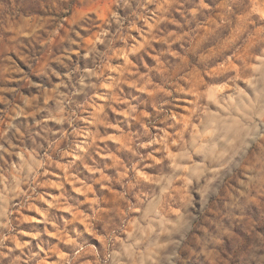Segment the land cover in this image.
I'll return each mask as SVG.
<instances>
[{
    "label": "clouds",
    "instance_id": "9594fccd",
    "mask_svg": "<svg viewBox=\"0 0 264 264\" xmlns=\"http://www.w3.org/2000/svg\"><path fill=\"white\" fill-rule=\"evenodd\" d=\"M36 3L0 4V264H108L116 245L157 264L133 235L169 234L221 179L216 214L246 233L209 218L184 249L260 264L239 202L264 209V0ZM214 153L240 167H209Z\"/></svg>",
    "mask_w": 264,
    "mask_h": 264
},
{
    "label": "rangeland",
    "instance_id": "374dc122",
    "mask_svg": "<svg viewBox=\"0 0 264 264\" xmlns=\"http://www.w3.org/2000/svg\"><path fill=\"white\" fill-rule=\"evenodd\" d=\"M0 4H3L4 7L6 9L8 8L10 11H15V14L17 15H24L32 11H38V4L36 3V0H0ZM209 94L213 95L214 92L210 90ZM261 131H264V127L261 128ZM217 151L219 152V149ZM206 162L209 167L221 164L229 171L240 167V161L234 159L232 155L221 157L217 153H214L207 157ZM222 184L223 179L211 185H198L196 190L200 192V198L196 201V203L199 204V208L191 207L190 204H179V206L184 210V221L177 228H170L169 234L159 237H141L139 234H134L132 240L129 242L134 243V246L140 251H144L149 248L153 249L154 259L157 261V264H200L201 261H203L204 264H211V261L207 257L203 256V254L201 257L196 258L184 249L185 242L189 239V234L192 228H194L199 222H206L207 219L210 218L215 220L222 228L235 226V230L241 234H245L247 229L245 224L230 221L228 218L221 221L220 216L216 214V200L210 197L220 190ZM81 198L83 199V197ZM83 210L84 207L82 206L81 211ZM239 210L251 212L253 218L259 221L258 231L264 233V209L258 210L241 200L239 202ZM209 231H212V229L210 228ZM88 235L91 241H95V244L100 246L101 250L104 248V241L102 237L95 236L90 233ZM165 243H167L168 246L164 249L156 247L158 244ZM238 243V241L233 240L231 244H229L227 238L225 237V246L229 251H232L233 248L237 247ZM190 247H195L194 243L190 245ZM196 250L199 251V249ZM112 251L113 254L109 257L108 264H131L129 257L135 256V252L132 248L122 250L119 245H116ZM177 253H180L183 256V261L178 259L176 255ZM146 264H151V262L148 261ZM260 264H264V260H261Z\"/></svg>",
    "mask_w": 264,
    "mask_h": 264
}]
</instances>
